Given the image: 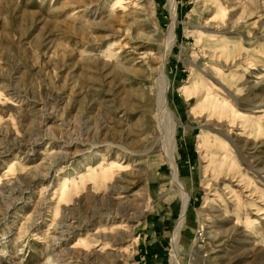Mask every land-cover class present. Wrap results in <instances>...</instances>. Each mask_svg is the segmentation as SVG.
Here are the masks:
<instances>
[{
	"label": "rangeland",
	"instance_id": "rangeland-1",
	"mask_svg": "<svg viewBox=\"0 0 264 264\" xmlns=\"http://www.w3.org/2000/svg\"><path fill=\"white\" fill-rule=\"evenodd\" d=\"M174 256L264 264V0H0V264Z\"/></svg>",
	"mask_w": 264,
	"mask_h": 264
},
{
	"label": "bare ground",
	"instance_id": "bare-ground-1",
	"mask_svg": "<svg viewBox=\"0 0 264 264\" xmlns=\"http://www.w3.org/2000/svg\"><path fill=\"white\" fill-rule=\"evenodd\" d=\"M172 10H174L173 8H172ZM175 21H176V18H175V12L174 11H172V25H171V28H170V30H171V33H173V29H174V23H175ZM172 39V38H171ZM172 44H173V41L171 40V42H170V46H172ZM168 45H169V43H168ZM169 46V47H170ZM166 51V50H165ZM169 51V50H168ZM165 56V55H164ZM165 59V58H164ZM164 77H165V67H164V65H162L161 66V69H160V82L161 83H163L162 81H163V79H164ZM165 93H164V91H162V95L160 96L161 97V110H163V112H164V114H165V116H166V119H165V121H167V120H169V118H173L174 117V112L172 111V109H170V107L168 106V103H167V101H166V98H165ZM210 101V103H209V106H210V108L214 111L215 109H217V108H219V104H217V102H216V100L214 99H212V98H210L209 99ZM222 104V103H221ZM160 105V104H159ZM226 105V104H225ZM235 115V114H234ZM237 115V114H236ZM175 120L177 121V119L175 118ZM179 121V120H178ZM171 159V162H172V165H173V175H174V180L176 181V183H177V185L180 187V189L182 190V193H183V197L185 198V199H187V194H186V192H184V188H183V183H182V181H181V179H180V177H179V174H178V169H177V167H176V164L174 163V160H173V158L171 157L170 158ZM121 165L119 164V163H117V164H115V166H114V168H116V169H118V170H120L121 169ZM109 168H111V166L109 167ZM104 169H102V170H99V171H95V170H91V169H88L84 174H82L81 176H80V179L78 180V182L77 181H75L74 182V180H69V179H65L63 182H62V188H63V190L65 191L62 195L63 196H66L67 194H69L70 192H72V190H77L78 189V187L80 186V184H82V183H84L86 180H90V179H92V180H96L97 179V177H101L102 175H104V173H105V171H103ZM109 170V169H108ZM226 172V171H225ZM72 182V184H71V187L69 188L68 187V182ZM79 182H80V184H79ZM82 187V186H81ZM232 190V189H231ZM233 191V193H234V190H232ZM61 195V196H62ZM62 196V197H63ZM183 198V199H184ZM186 203V202H185ZM185 205V204H184ZM184 208H185V206H184ZM185 209H183V211H184ZM184 215V214H183ZM183 223V216L181 217V220H180V223H179V225L177 226V229H176V236H175V240H177L178 239V237H179V233H180V230H181V224ZM173 261L175 262V264H178V261L176 260V257L174 256V258H173Z\"/></svg>",
	"mask_w": 264,
	"mask_h": 264
}]
</instances>
